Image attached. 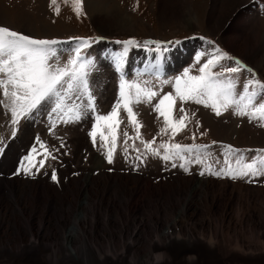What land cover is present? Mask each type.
I'll list each match as a JSON object with an SVG mask.
<instances>
[{
    "label": "rangeland",
    "instance_id": "obj_1",
    "mask_svg": "<svg viewBox=\"0 0 264 264\" xmlns=\"http://www.w3.org/2000/svg\"><path fill=\"white\" fill-rule=\"evenodd\" d=\"M94 1L103 2L106 11L101 8L93 11L91 2ZM169 1L83 0V14L77 15L71 0L68 3H65V0H58L59 14L56 13V6L51 3V0H0V27H8L12 31L29 35L34 39L68 41V44H72L74 42L71 41L76 40V38L92 37L99 31L102 34H117L122 37L130 34L131 37L135 36L136 38H142L149 34L164 37H181L191 33H212L214 35L210 34L211 37H206L201 41L192 40L189 42L188 40L187 44L183 46L184 53L175 50V52H180L172 57V60L177 63L185 60L193 50L200 48L202 51L204 48V56L193 64L190 60L185 61L184 64L178 66L179 69L170 72L171 74L167 77L130 75L124 78L113 73L112 70L110 71V68L108 70L99 68V65L94 61V66L89 68V84L95 97V111L83 110V118L79 121L64 122L59 113L52 112L55 105L48 102L44 107L35 110L29 118L22 117L19 123L14 125L10 109L4 107L10 101L4 97L3 90L0 88V181L4 178L18 181L15 188H21V190H24V187L35 188L38 186V198L42 197L41 188L63 192L60 194L57 191L61 200H66L69 195L67 200H72V203L67 202V204H72L73 207L68 210L65 206L64 213L70 215L66 218L68 219L67 230H70L77 223L72 216L77 208L75 207L77 200H74L72 193L80 192L81 194L83 191L76 188V184H82L80 182H84V180L88 181L89 186L87 187L89 189L98 184L100 188H95L98 191L91 190L95 195L103 193V185L106 183L103 178L105 173L110 178L113 176V179L106 183L108 186L117 187L119 179L125 178L122 185L132 188L135 185V177L142 178L149 184L145 189L150 199L145 200L144 213L150 221L141 225L146 233L144 235L145 241L142 244L135 242L137 244L134 246L135 252L126 254V262L133 261L131 264L152 263L147 261L151 244L154 241L166 244L167 238H172L173 234L176 235L177 232L181 231L182 228L179 226H172L171 229L167 230V223L163 221L165 224L155 232L152 219H157V216L154 215L157 212H165L167 218L171 220L173 215L178 212L176 209L179 203L184 201V197L193 191L196 184L207 181L227 182L231 185L247 187L252 191H264V176L248 175L239 179H232L226 176H216L206 171L208 165H211L213 171L224 166L227 145L242 150L231 154L230 160L233 166H235L237 159L242 162L264 159V153L258 151L264 149L262 121L259 118L253 119L249 115L236 114L234 105L227 109L221 107L220 114L217 115L211 103L205 105L194 100L181 101L176 97L174 84L175 78L180 77L186 69H191L190 75H199V68L216 54L217 49L234 59H223L220 65L212 69L213 72L236 67V60L246 66L239 73L225 71V75L221 77L225 81L229 77L237 80L236 91L238 94L243 92L246 82L253 79V74L261 82H264V68L261 70L258 67L259 65L264 67V0H191L190 2L194 4V11L197 13L193 12L186 0H180L187 8L183 19L181 17H169L168 20H165L163 6ZM122 17L129 19L133 25L127 26L121 23L120 18ZM108 20H111V23ZM181 56H183L182 59ZM71 57V48L61 51L57 49V58L50 63H57L58 61L60 65H63ZM249 68L252 69V72L247 70ZM122 78L129 82L138 81L141 87L149 88L157 95L150 102L147 99H142L139 103L129 104L135 114V122L129 117L123 101H121L118 116L115 118L119 123L100 121L97 126L96 116L109 115L117 101L120 100ZM165 80L173 81V83H162ZM254 90H256L255 85L249 86V91ZM131 91L134 92V89ZM168 93H172L174 97L172 105L173 123H178L183 115L180 112L181 108L188 116L185 121L186 126L175 133L171 127L166 128L164 116L155 110L159 100ZM260 102H264V100L258 99L256 101L257 104ZM67 103L69 105L87 104V97L78 100L75 96H71ZM242 103H246V101ZM94 128H97L95 142L90 135ZM113 130H115L116 136L115 149L113 162L109 163L107 159L108 149L104 144L106 140L108 144H111ZM126 140L127 144H125ZM142 141L153 142L151 146L159 149L160 155H153L147 151ZM214 141L216 143H213ZM40 142L46 145L47 150L52 152L56 159H44L45 149L41 148ZM161 144L209 145L207 152L211 155H205L206 163L189 164L186 171L179 166L183 161L176 159V167H173L172 160L165 161L162 158L165 149L160 147ZM33 146L37 148L35 154L31 153ZM30 154L34 156L37 166L41 160H44V167L39 168V171L36 167H32L31 173H26L21 170L20 166L23 158ZM186 155L192 157L195 154L187 153ZM53 170H55L58 182L51 178ZM201 172L204 174L201 175ZM114 176H117V183L114 182ZM176 178L180 179L174 182ZM186 181H190V183L185 184ZM155 191L157 193L153 195L152 193ZM112 192V196L106 193L103 198L98 196L97 200L94 201L98 207L97 211L100 213H105L104 204L109 203L113 211L120 214L118 216L113 215L108 219L100 215L96 220L95 223L99 227L103 225L104 229L106 226L108 228L107 234L105 233L106 237L98 233L91 235V239L89 238L98 244V247L100 246L98 253L97 250L94 252L97 257H102L105 252L112 257L119 256L124 252L125 245L134 243V241H130V236L134 232V220L138 217L131 216V213L122 206L121 194L115 190ZM65 193L66 195H64ZM197 195L202 197L199 193ZM89 200L91 199L82 194L78 203L85 205ZM171 203L172 205L175 204V209H173L177 211L175 214L171 213ZM195 210L199 212L194 213ZM0 211L2 214L6 211L1 201ZM53 211L55 210H49L50 213ZM202 211L203 209L198 208L196 201L191 203L187 222H191L192 227L195 225L194 223L200 225L203 222L200 213ZM39 217L34 221L35 229L41 225ZM8 219L11 218L8 216L5 219L0 217V223L4 224L0 227V264H14L10 261L19 262V264H35L32 262L34 258L42 260L41 264H79L78 260L66 259L64 247L69 246L66 244L68 242L65 241L62 227L59 228L58 226V223L64 224L59 222L60 220L49 215L43 224L44 227L40 228V245L50 248V251L43 256L42 254L39 255L37 251L23 250L25 245L27 248L32 235L28 232L23 236L16 237L14 229L9 226ZM182 222H186V220ZM262 226V230H250L249 227H245L242 231L232 233L230 238L239 237L243 240L245 248L243 252L232 251L229 254L230 257L226 256L229 257L226 260H222L220 255H215L217 254L216 251L207 250L204 243L195 246V243L190 245L184 240L179 241L178 244H166L163 251L171 257L169 264H264V224ZM81 227L84 228L83 225ZM196 230L200 231V228L198 227ZM112 237L115 239L112 240ZM109 243L111 250L107 247ZM190 247L194 251L188 249ZM69 248L71 249V247ZM226 250L224 247L221 251L224 253Z\"/></svg>",
    "mask_w": 264,
    "mask_h": 264
},
{
    "label": "snow or ice",
    "instance_id": "obj_2",
    "mask_svg": "<svg viewBox=\"0 0 264 264\" xmlns=\"http://www.w3.org/2000/svg\"><path fill=\"white\" fill-rule=\"evenodd\" d=\"M69 0H65L68 3ZM51 3L56 6V13L59 14L60 7L58 0H51ZM72 6L77 15L83 14V0H71ZM79 42L72 49L74 55L67 63L60 65L50 63L57 58L56 46L61 44L58 40L34 39L29 35H24L10 30L8 27H0V88L3 90L4 97L8 98L10 103L4 105L10 109L14 125L19 123L23 118H29L35 110L44 107L46 103L51 102L55 106L52 112L59 113L64 122L79 121L83 118L84 111H95V97L90 90L89 84V68L94 66V60L85 56L82 49L90 45L91 38L81 39L76 38ZM96 40L100 37L94 38ZM123 45V50L118 54V66L123 64L124 57L127 56L129 48L132 46H141L140 42L135 38H130L126 41H118ZM175 43H179L176 41ZM209 43H212L209 41ZM144 44L157 45V51H160V41H145ZM204 53L198 54V60L203 57ZM234 59L222 50L217 49V52L211 59H208L199 68V75H190L191 69H186L184 73L175 78V94L181 101L194 100L197 103L209 104L216 110V114H220L221 107L227 109L229 106L236 107V114L249 115L253 119L259 118L262 121L261 126H264V102L256 103L258 99L264 100V82L253 74V79L248 80L245 84L243 92L238 94L236 91L237 80L228 78L227 81L221 77L228 73H239L243 65L239 60H236V67H229L225 71L213 72L212 69L220 65L223 59ZM252 72V69H247ZM162 83H173V81H162ZM147 84V82H145ZM255 85L254 91H249V86ZM134 89V92L131 91ZM120 100L115 104L112 112L109 115L96 116L97 126L100 121L112 122L118 124L115 120L118 116V110L121 107V101L127 110L129 117L135 122V114L133 113L130 103H139L142 99H147L149 102L157 95L156 92L149 88L141 87L138 81H127L121 79L120 83ZM71 96H75L78 100L87 97V104L77 103L69 105L67 103ZM246 101V103H242ZM167 102V108L165 104ZM174 97L172 93H168L159 100L155 106V110L165 118L166 128L171 127L175 133L186 126L185 121L188 119L187 113L183 108L180 112L183 115L178 123H173L172 120V105ZM111 126V125H110ZM97 128H94L90 135L95 142ZM164 131V130H162ZM126 135V134H125ZM193 138H195L193 136ZM106 139V138H105ZM115 130H113L111 144H104L107 147V159L109 163L113 162L115 149ZM145 148L153 155H160L159 149L153 148V142H144ZM213 143H216L215 141ZM127 144V140L125 141ZM41 148L45 149L44 159H56L52 152L47 150L46 145L40 142ZM161 148L165 149L162 158L165 161L172 160L173 167H176L175 160L183 161L179 166L188 170L187 166L191 163H206L205 155L210 156L207 152L209 145H181L161 144ZM126 150V149H125ZM59 151L58 149L56 150ZM242 150L235 149L231 145L226 146L224 166L217 171H213L211 165H208L206 171L216 176H226L232 179H239L248 175L264 176V159L253 160L252 162H242L237 159L235 166L231 163L230 156L233 153H238ZM264 153V149L258 150ZM31 153H37V148L32 147ZM187 153H194L192 157H188ZM27 165V166H26ZM21 170L26 173H31L32 167H44V160L39 162L37 166L33 155H27L21 162ZM201 175L204 172L200 173ZM58 182V178L53 170L51 177Z\"/></svg>",
    "mask_w": 264,
    "mask_h": 264
},
{
    "label": "bare ground",
    "instance_id": "obj_3",
    "mask_svg": "<svg viewBox=\"0 0 264 264\" xmlns=\"http://www.w3.org/2000/svg\"><path fill=\"white\" fill-rule=\"evenodd\" d=\"M91 7L93 11L99 10V8L105 10V4L103 2H91ZM163 9L165 20H168L169 17L182 18L187 11V8L180 0H170L168 4L166 3L163 6ZM108 21L109 23H111V20ZM120 21H122L121 23L127 26L133 25V23H131V21L125 17L120 18ZM182 53L184 52L182 51ZM258 67L261 70H263L264 68L263 65H259ZM112 177L113 176H111L110 178L106 173L103 175L106 183H109L111 179H113ZM135 178L136 180L133 179L135 181V185L132 186V188L122 185L123 179L125 178L119 179L117 187H115L114 185L108 186V184L105 183V185H103V193L100 195H95L91 192V190H94L95 188H100L98 187V184H96L92 189H89L87 187L89 186V182L85 180L84 182H80L82 184H76L75 187L81 189L83 192L81 194L80 192L72 193L74 200H77V204L75 205V207L77 208L75 209V214L72 215L77 223L73 227H71L70 230H67L68 219H66L70 215L68 216L64 213L65 206H67L68 210L73 207L72 204H67V202L72 203V200H67L69 198V195L66 200H61V196L58 194L59 190H57V192L55 190L41 188L46 193L41 190L40 193L42 194V197L40 196L38 198V186H36L35 188L24 187V190H21V188L16 189L15 185H18V181H12L9 178V180L4 178L0 181V201L1 204L5 206L6 211L4 214H2V211H0V217H2L3 219H5L7 216L11 218L8 219L9 226L14 229L16 237L23 236L28 232L31 233L32 239L31 241H29L30 244L28 243L27 248L25 245V247L23 248L24 251H37L39 255L42 254L43 256L48 251H50V248H47L44 245L42 247L40 245L41 242L39 235L41 230L40 228L44 227L43 224H45L47 217L51 215L57 220H60L59 222L64 223H58V226L59 228L60 226L62 227V231H64L65 241L68 242L66 244L67 246L71 247V249L66 246L64 247V249L66 250V259L69 258L68 260H70L72 258L75 261L78 260L79 264H131L133 261L126 262V254L128 252H135L136 249L134 246L137 245L135 244V242L142 244L145 241L144 235H146V233L144 231V227L141 225L143 223L146 224V222L150 221L146 218L144 213V208L146 207L145 200L150 199L148 198L147 190L145 189L149 186V184L142 178ZM180 178L174 179V182L179 181ZM117 180L118 179L116 176L114 178V182L117 183ZM184 183H190V181H186ZM114 190L121 194L122 206L131 213V216H136V218L138 217L134 220L135 226L133 227L134 232L131 235L132 237L128 233V236H130V241L132 240L134 241V243L131 242L130 244L125 245L124 252H122V254L119 256L115 255L114 257H112V255L110 256L105 252L102 254V257H97L94 252L97 250L98 253V248L100 246L98 247V244H95L92 240H89V238L91 239V235H97L98 233L103 234L106 237L108 228L106 226V228L104 229L103 225L99 227V225L95 223L96 220L100 215L108 219L113 215L118 216L120 214H116L109 203L104 204L105 213H100L99 211H97L98 207L94 203V201L97 200L98 196H101V198H103L106 193L112 196V191ZM96 191L98 190L95 189L94 192ZM59 193L63 194V192ZM156 193L157 192L155 191L152 194L156 195ZM197 193L201 194L202 197H199ZM82 194H85L86 197L91 199L85 205H83V203H78V200ZM64 195H66V193ZM90 195L92 196L93 200ZM195 201L196 204H198V208L201 207L203 209V211L200 212L203 222H201L200 225L194 223L195 225L192 227L191 222H187V215L191 203H195ZM174 205L175 204L172 205L171 203V213L175 214L177 211L178 212L176 215H173L174 217L171 220L167 218L165 212H157L156 214H154L157 216V219H152V224L153 228H155V232L158 231L159 227H162V225H164L165 223H167V230L171 229L172 226H179L182 228L181 231L179 233L177 232L176 235L173 234L172 238H167L169 241L167 240L166 244H178V242L182 240L189 242L190 245L195 243V246L204 243L206 244L205 246L207 247V250H214V252L216 251L217 254L215 255H220V258H222V260L228 259L230 257L229 254L232 251L239 250V252H243V249L245 248L243 240H241L239 237H236L235 239L230 238L232 236V233H237L239 230L242 231L245 227H249L250 230L263 229V190L252 191L247 187L240 185L237 186L234 184L231 185L227 182H201L196 184L193 191L184 197V201L179 203L176 209L177 211L173 210L175 209ZM51 209H54L55 211L50 213L49 210ZM197 212L199 211H194V213ZM37 217H39V220H41V225L35 229L36 226H34V221ZM184 220H186V222H182ZM163 221L166 222L164 223ZM2 225L4 224L1 222L0 227ZM82 225L84 226V228L81 227ZM198 227L200 228V231L196 230V228ZM113 238L115 239V237H112V240H114ZM109 244L108 246H106L111 250V244ZM166 244L157 243L155 241L153 242V244H151L149 259L147 260L152 262L150 264H169L171 257L168 253L163 251L165 250ZM96 245L97 248H95ZM224 247L225 250L226 248L227 250L222 253L223 251L221 250ZM228 247H230V249H228ZM188 249L193 250L191 247ZM218 250H220L221 252ZM226 256L229 257L227 258ZM10 259L12 260V258ZM10 262L19 264V262L16 263L15 261ZM32 262L35 264H41L42 260L34 258L32 259Z\"/></svg>",
    "mask_w": 264,
    "mask_h": 264
},
{
    "label": "crops",
    "instance_id": "obj_4",
    "mask_svg": "<svg viewBox=\"0 0 264 264\" xmlns=\"http://www.w3.org/2000/svg\"><path fill=\"white\" fill-rule=\"evenodd\" d=\"M190 1L191 0H186L187 4L190 5L192 10H193V12H195L194 11V4H192ZM195 13H197V12H195ZM158 14H159V11H158ZM210 34H212V33H210ZM210 34H206V33H191L189 35H184V36H181V37H178V36H176V37H173V36L172 37H164V36L149 34V35H144L142 38H136L135 36L131 37L130 34H128L127 36H123L122 37V36L117 35V34H115V35H109V34H106V33L102 34L99 31V33H97L96 35H93L92 37H89V38H91V40L96 42L95 43L96 48H102V50H106L109 46H115V45L123 46L122 44L117 43V42L118 41H126V40H128L130 38H135L137 41L140 42L141 45H145V46H149V47H152V46L153 47H158V46L155 45V44H144L145 41H149V40H151V41H160L161 44L159 45V48H165L166 46L170 48V47H173V46H177L178 47V46L184 45V43L187 42L188 40L189 41L190 40H199V39H204L206 37H211ZM218 35H220V34H218ZM218 35H215V36H218ZM212 36H214V35L212 34ZM96 37H100L101 39H99V40L94 39ZM176 41H179V43H175ZM103 46H105V47L103 48ZM179 53L180 52H175L171 56V62L173 64L170 65L169 70L178 69V63L176 61L172 60V57L175 54L178 55ZM187 56L188 57H186V59L183 60V61H187V60L192 61V60L197 58V57H194L192 55H190V56L187 55ZM181 59H182V56H181ZM200 59H201V57H200Z\"/></svg>",
    "mask_w": 264,
    "mask_h": 264
}]
</instances>
